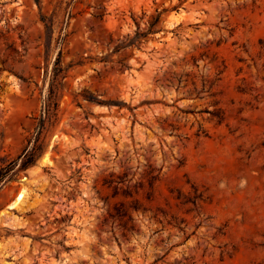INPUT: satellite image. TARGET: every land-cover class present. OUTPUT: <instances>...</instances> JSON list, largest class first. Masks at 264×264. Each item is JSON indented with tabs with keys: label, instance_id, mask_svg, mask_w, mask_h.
Wrapping results in <instances>:
<instances>
[{
	"label": "rangeland",
	"instance_id": "1",
	"mask_svg": "<svg viewBox=\"0 0 264 264\" xmlns=\"http://www.w3.org/2000/svg\"><path fill=\"white\" fill-rule=\"evenodd\" d=\"M60 53L58 119L0 191V264H264V0H0V160Z\"/></svg>",
	"mask_w": 264,
	"mask_h": 264
},
{
	"label": "trees",
	"instance_id": "2",
	"mask_svg": "<svg viewBox=\"0 0 264 264\" xmlns=\"http://www.w3.org/2000/svg\"><path fill=\"white\" fill-rule=\"evenodd\" d=\"M42 21L45 23L48 39H50L51 35L53 34L54 17L50 19L44 17ZM140 36H142V34H137L135 39L139 38ZM48 75L49 73L46 71V78ZM66 77L67 69L63 66L60 53L54 63V67L50 75V85L48 88V93L43 100V106L38 125L35 129V132L28 140V145L17 159L12 160L9 157H5L0 160V191L8 182V179L13 176L11 175L12 172H16L15 167L20 160L21 164L19 166V170H27L34 166L40 158L43 152V140L45 133L47 129L53 126L58 119L60 91L62 90L63 81L66 79Z\"/></svg>",
	"mask_w": 264,
	"mask_h": 264
},
{
	"label": "bare ground",
	"instance_id": "3",
	"mask_svg": "<svg viewBox=\"0 0 264 264\" xmlns=\"http://www.w3.org/2000/svg\"><path fill=\"white\" fill-rule=\"evenodd\" d=\"M47 157L48 156L46 155V157L43 159V161H46ZM25 197H26V191H25V189L22 188V190H20V192L17 194L14 201L8 206V209H10V210L20 209V205L24 202Z\"/></svg>",
	"mask_w": 264,
	"mask_h": 264
}]
</instances>
